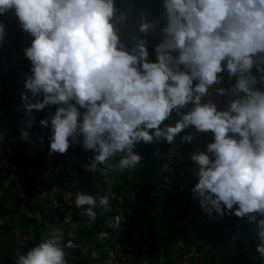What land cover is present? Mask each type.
Returning a JSON list of instances; mask_svg holds the SVG:
<instances>
[{"label":"built area","instance_id":"1","mask_svg":"<svg viewBox=\"0 0 264 264\" xmlns=\"http://www.w3.org/2000/svg\"><path fill=\"white\" fill-rule=\"evenodd\" d=\"M44 1L54 4L55 10L49 19L40 7L38 23L27 17L28 12L37 10L33 0H2L0 11V41L6 48L0 57V76L10 74L15 83L8 84L11 89L6 98L0 81V100L6 98L0 104V126L8 133L7 137L0 134L2 241L6 243L12 236L15 245L34 242V230L38 229L40 239L36 242L48 243L47 248L32 250L36 264H72L74 251L86 260L82 264H129L126 229L130 230L129 240H138L140 235L138 226L127 223L134 214L141 221L139 213L148 209L149 201L163 199L172 191V176L167 174H173L169 161L162 164L158 169L163 177L161 191L148 193L146 200L133 180L138 157L133 140L154 131L155 109L164 116H169L171 109H184L173 146L188 139L202 146L220 141L213 112L221 103L223 83L237 74L247 86L226 114L228 127H237L236 141L244 143L249 134L246 120L256 110L251 99L258 84L252 71L260 67L259 57L264 56V14L251 28L250 42L230 54L211 52L212 63L195 60L193 68L198 75L191 79L188 74L195 72L187 74L181 63L192 51L205 53L209 44L214 43V48L228 41L223 19L230 15L231 24H241L236 0H193L184 11L182 0ZM245 3L260 9L255 0ZM247 6L240 8L247 11ZM66 8L76 17H66ZM169 14L174 20L166 23ZM72 19L77 24L68 23ZM64 20L67 23H62ZM168 34L175 35L173 44L167 43ZM41 35L54 42L39 44ZM33 42L36 45H31ZM176 43L183 47L176 50ZM100 53L104 57L111 54L110 62L104 63ZM156 56L160 59L154 70ZM69 57L78 61L67 65ZM92 63L101 66L91 69ZM179 71L181 78L176 76ZM163 76L169 80L159 87ZM74 81L76 88L69 94L73 103L59 104L63 101L59 92ZM110 90L114 119L102 126L105 118L97 123L93 106L98 101L92 100L101 91L110 94ZM174 98H183V102L174 104ZM190 104H196L195 112L189 110ZM101 108L107 112L110 105ZM55 109L53 121L43 118L44 110ZM166 122L162 136L167 127L173 128L172 122ZM108 131L114 140L107 139ZM4 138L17 153H1ZM108 147L112 151L106 152ZM124 180L131 185L129 206L120 194ZM256 188L254 202L259 206L264 175L256 181ZM135 193L140 195L138 202ZM209 214L207 210L203 217ZM243 235L244 228L238 226L230 237L235 257L245 244ZM177 264H204V257L192 246Z\"/></svg>","mask_w":264,"mask_h":264},{"label":"trees","instance_id":"2","mask_svg":"<svg viewBox=\"0 0 264 264\" xmlns=\"http://www.w3.org/2000/svg\"><path fill=\"white\" fill-rule=\"evenodd\" d=\"M244 6H247V11L240 8ZM1 8L2 0H0V11ZM237 10L236 14L249 13V16L245 20L241 19L240 29L229 23L231 16L227 17L230 37L225 46L220 47L222 52L233 53L249 42L248 33L251 27L257 25L259 18H254L257 11L253 6L246 4L245 0H237ZM49 38L41 35L38 42L52 44L54 41ZM39 44L37 43V46ZM31 45L36 43L33 42ZM4 46L0 41V55L6 53ZM164 46L167 47L166 44ZM125 48L126 43H124ZM164 52L165 50L161 52L162 55ZM100 55L104 63L110 62L111 54L107 57L102 53ZM69 59L67 65L72 61L75 63L78 61V58L74 57ZM157 59L159 60L160 57L156 56L154 59V70L158 67ZM258 63L263 69L259 70V67L252 71V77L258 84V91L251 99L256 111H253L246 120V124L251 127L249 141L253 143L252 146L243 145L241 142L235 143L236 129L228 127L227 107L239 101L247 86V81L237 75L225 82L221 103L213 112L218 124L220 141L202 146L188 139L179 147L173 146V140L179 135L178 118L179 115L185 116L184 109L170 112L169 116H164L155 109L152 116L155 123L154 131L141 140H133L134 148L138 150L137 170L132 173L133 180L146 200L148 193L161 191L160 184L163 183V177L158 174V169L162 164L169 161L168 166L171 167L173 174H167L172 176L170 183L172 191L165 194L163 199L155 198L149 201L148 209L139 213L142 216L141 221L136 219L138 216L134 214L127 223V226H138L140 235L138 240L132 238L129 240L130 230L126 229L124 238L129 248V264H177L178 258L192 246L203 255L204 264H264V195L259 206L254 202L258 194L255 182L264 175V59ZM91 65V69L101 66L97 63ZM163 78L159 87L165 85L166 78L164 76ZM2 81L6 89L3 95L7 98V92L11 89L8 84L14 86L15 83L10 74L3 76ZM75 88L74 81L60 91L58 95L62 96L63 101L59 104L73 103L69 94L70 89ZM109 93L101 91L93 97L94 99L92 98V101H98V105L93 106L97 123H102L105 118L106 122L103 120L102 126L108 123V120L114 119L112 90ZM6 98H2L0 104ZM179 102H183V99ZM102 104H109L110 109L105 108L107 110L105 112L101 108ZM190 107V111H196V104L195 106L190 104ZM45 117L48 121H53L55 115ZM60 117L62 118L63 115ZM166 121L172 122L173 128L167 127L169 130L162 136L160 133L163 127L167 126ZM0 134L8 136L1 126ZM113 136L114 134L107 132V139L112 140ZM3 141V153H17L7 138ZM105 151L109 152L112 149L108 147ZM123 179L126 177L123 176ZM130 187L131 185L124 180V186L120 189V194L123 195L128 206L130 205L128 197L132 193ZM134 196L138 202L140 195L135 193ZM207 210H210V214L203 217ZM238 226L244 228L245 244L240 247L235 257L229 246V240ZM38 233V229H35L34 242L15 245L16 241L12 236L7 237L6 243L2 241L5 234L4 229L0 228V264H36L35 257L31 255L32 250L47 248L48 243L46 240L37 243L36 240L40 239ZM74 254L76 258H70L72 264L86 263L81 253L74 251Z\"/></svg>","mask_w":264,"mask_h":264},{"label":"clouds","instance_id":"3","mask_svg":"<svg viewBox=\"0 0 264 264\" xmlns=\"http://www.w3.org/2000/svg\"><path fill=\"white\" fill-rule=\"evenodd\" d=\"M192 1L193 0H182V2H183V7H182V11H184L185 10V7L186 6H190L191 4H192ZM255 1H257L258 3H259V5H260V9H256L254 6V9L257 11V13H256V15L254 16V18H259L258 19V21H257V24L259 23V20H260V18H261V14H264V11H263V4H264V0H255ZM33 2H34V4H35V6L37 7V10H36V12H28L27 13V17L33 22V23H38V21H37V19H39V17H40V14L38 13V12H40L41 11V8L40 7H42V10L44 11V14H46V15H48V18H49V14L51 13V12H53L54 10H55V6H54V4H46L45 3V1L44 0H33ZM250 6H252V5H250ZM174 9H176V8H174ZM65 16L66 17H76V15H75V13L74 12H72L70 9H68V8H66L65 9ZM230 16V15H229ZM249 16V13H244V14H241V15H239V18L240 19H243V20H245L247 17ZM228 17V16H227ZM50 19V18H49ZM174 20V18L169 14V16H168V18H167V20H166V23H170V22H172ZM207 20V19H206ZM228 19H226L225 21H224V23L225 24H227L226 23V21H227ZM47 22H48V20H47ZM70 22V24H77V20L76 19H72L71 21H68V23ZM62 23H67V21L66 20H64ZM229 23H230V21H229ZM42 25H44L45 24V22L44 21H42V23H41ZM241 24H242V21H241ZM240 24V26L239 27H236L235 25V27H236V29H240L241 27H242V25ZM233 25V24H232ZM256 26V25H255ZM254 27V26H253ZM227 28H228V24H227ZM252 28V27H251ZM228 32H229V30H228ZM168 36V42L170 43V44H173V38L175 37V35H170V34H168L167 35ZM250 36H251V29H250V31H249V33H248V37H249V42H250ZM229 37H230V32H229ZM228 40H229V38H228ZM227 43V41L225 42V44ZM248 42H246L244 45H246ZM214 43H212V44H209L208 45V48L206 49V52L205 53H203V51L202 50H197V51H192L191 52V54L189 55V56H187V57H185V58H187V59H185V61L183 62V63H181V65L184 67V69L186 70V73L188 74L189 72H195V70H194V68H193V66H195L196 64H195V60H198L199 61V63H201V64H203V63H212L211 61V55H210V53L211 52H213V51H218L219 53H223V54H230V53H226V52H222L221 50H220V47L221 46H225V44H221V45H219V46H215L214 48H212V45H213ZM243 45V46H244ZM176 50H178L179 48H182L183 47V44H181V43H176ZM214 46V45H213ZM195 48V47H194ZM241 48V47H240ZM239 48V49H240ZM238 49V50H239ZM0 57H3V55H0ZM262 59H264V56L263 57H259V60H258V62H260V60H262ZM158 60V59H157ZM178 68H179V66H177ZM180 74H181V72L179 71V73H176V76L177 77H179V78H181L182 77V74H181V76H180ZM196 75H198V73H196L195 72V74L193 75V74H191V73H189L188 74V76L192 79V78H195L196 77ZM237 75V74H236ZM169 76L171 77V78H173V76H174V74L173 73H170L169 74ZM238 76V75H237ZM234 77V76H233ZM233 77H231V78H233ZM239 77V76H238ZM2 78H3V75L2 76H0V81H2ZM231 78H229V79H227L226 81H228V80H230ZM166 80L168 81L169 79L168 78H166ZM225 81V82H226ZM189 83H191L190 82V80L188 81ZM225 82L223 83V85H222V89H221V94H222V91H223V86H224V84H225ZM183 99V98H182ZM173 103L174 104H178V103H180L179 102V99H177V98H175L174 100H173ZM191 108V107H190ZM56 109L55 110H52V111H47V110H44V112H43V118H45V120H47L46 119V115H56ZM173 111H175L174 109H171V111L170 112H173ZM253 111H256V110H253ZM253 111L251 112V113H253ZM251 115V114H250ZM48 121V120H47ZM49 122H51V121H49ZM231 129H236V133H237V127L235 126V127H231ZM254 131H256V129L254 128ZM251 135V127H249V134H247L246 135V137H245V142L244 143H242L243 145H246V146H248V144H247V140H248V138H250L249 136ZM251 139V138H250ZM235 143H238L236 140L234 141ZM253 144V143H252ZM252 146V145H251ZM255 185H256V182H255ZM257 189V188H256ZM5 228V227H4Z\"/></svg>","mask_w":264,"mask_h":264},{"label":"crops","instance_id":"4","mask_svg":"<svg viewBox=\"0 0 264 264\" xmlns=\"http://www.w3.org/2000/svg\"><path fill=\"white\" fill-rule=\"evenodd\" d=\"M227 19V16L223 19V22L225 21ZM235 115H233V117H234ZM250 140V138H248V140H247V144H248V146L249 145H252V143L249 141ZM1 153H3V152H1Z\"/></svg>","mask_w":264,"mask_h":264},{"label":"rangeland","instance_id":"5","mask_svg":"<svg viewBox=\"0 0 264 264\" xmlns=\"http://www.w3.org/2000/svg\"><path fill=\"white\" fill-rule=\"evenodd\" d=\"M236 5H237V0H236Z\"/></svg>","mask_w":264,"mask_h":264}]
</instances>
